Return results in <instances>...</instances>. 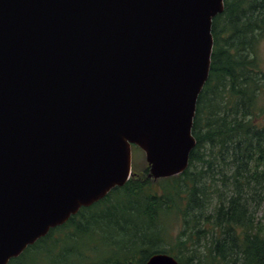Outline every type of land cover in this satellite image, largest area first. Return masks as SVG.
Returning a JSON list of instances; mask_svg holds the SVG:
<instances>
[{
	"label": "water",
	"instance_id": "obj_1",
	"mask_svg": "<svg viewBox=\"0 0 264 264\" xmlns=\"http://www.w3.org/2000/svg\"><path fill=\"white\" fill-rule=\"evenodd\" d=\"M224 0H0V264L196 145ZM145 264H178L166 253Z\"/></svg>",
	"mask_w": 264,
	"mask_h": 264
},
{
	"label": "trees",
	"instance_id": "obj_2",
	"mask_svg": "<svg viewBox=\"0 0 264 264\" xmlns=\"http://www.w3.org/2000/svg\"><path fill=\"white\" fill-rule=\"evenodd\" d=\"M211 32L210 71L197 99L196 145L187 169L156 182L147 178V166L133 171L122 187L80 209L8 264L50 259L52 244L74 242L95 229L130 238L124 257L110 264H145L155 253L178 264H264V230L255 219L264 201V70L256 56L264 38V0H224ZM166 215L181 219L176 247H162ZM200 240L206 248L201 258Z\"/></svg>",
	"mask_w": 264,
	"mask_h": 264
},
{
	"label": "rangeland",
	"instance_id": "obj_3",
	"mask_svg": "<svg viewBox=\"0 0 264 264\" xmlns=\"http://www.w3.org/2000/svg\"><path fill=\"white\" fill-rule=\"evenodd\" d=\"M256 56L261 68L264 70V38L258 44ZM146 166L143 152L138 148L136 149V147L132 148V171L142 172ZM209 203L213 206L216 201L209 200ZM208 211L209 209L206 211V216L210 213ZM255 219L264 230V201L255 213ZM161 225L165 227L166 236H168L162 247H176V240L182 237L183 232L181 219L177 217L170 218L169 215H166L162 219ZM189 234L190 232L184 238H189ZM192 236V239H197L195 234ZM193 242V240L188 241L187 247L189 249ZM203 242L200 240V245L196 247V255L200 258L206 254ZM129 245L130 238L127 236L114 234L110 230L95 229L74 242H63L57 247L52 244V257L50 259L40 258L39 261L37 260V264H110L111 261L121 260L124 257L123 249ZM31 258L29 259L31 260Z\"/></svg>",
	"mask_w": 264,
	"mask_h": 264
}]
</instances>
